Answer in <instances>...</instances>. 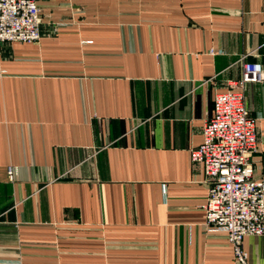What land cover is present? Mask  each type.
Listing matches in <instances>:
<instances>
[{"label": "crops", "instance_id": "0c3cea01", "mask_svg": "<svg viewBox=\"0 0 264 264\" xmlns=\"http://www.w3.org/2000/svg\"><path fill=\"white\" fill-rule=\"evenodd\" d=\"M38 1L41 40L0 44V264H236L191 150L264 70V0ZM244 93L264 177V82Z\"/></svg>", "mask_w": 264, "mask_h": 264}, {"label": "built area", "instance_id": "2783aa9c", "mask_svg": "<svg viewBox=\"0 0 264 264\" xmlns=\"http://www.w3.org/2000/svg\"><path fill=\"white\" fill-rule=\"evenodd\" d=\"M41 25L38 0H0V44L38 43ZM262 82L263 66L245 63L239 90L215 96L202 144L191 150V162L203 166L209 186L205 226L226 234L236 264H250L245 238L264 237V177L255 176L252 164L259 134L244 93L247 85ZM13 170L9 167L10 174Z\"/></svg>", "mask_w": 264, "mask_h": 264}]
</instances>
